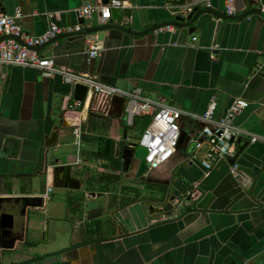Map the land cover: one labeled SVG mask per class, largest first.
I'll use <instances>...</instances> for the list:
<instances>
[{
  "label": "crops",
  "instance_id": "obj_1",
  "mask_svg": "<svg viewBox=\"0 0 264 264\" xmlns=\"http://www.w3.org/2000/svg\"><path fill=\"white\" fill-rule=\"evenodd\" d=\"M82 3L0 0V13L19 10L22 31L37 36L50 23L77 25L76 9L85 7ZM161 3L124 1L132 17L123 21L140 32L174 20L177 15ZM210 3L225 13L223 0ZM245 3L235 0L238 9ZM207 20V26L197 25L193 33L172 27L141 35L118 29L93 34L100 49L91 60L82 35L62 38L37 52L56 66L89 73L101 83L140 87L148 97L188 115L202 114L215 97L216 115L222 116L233 99L243 98L248 105L234 123L264 135V69H258L264 61V19L253 14L221 20L219 27L218 18ZM113 99L108 104L105 97L94 95L71 110L67 105L75 100L73 87L59 75L46 78L31 67L0 66V197L43 198L42 207L26 209L25 240L16 241L12 252L32 244L47 255L61 252L54 264H264V145L249 143L236 158L235 173L222 159L205 174L197 160H190L194 148L188 141L150 168L148 180L139 186L118 171L115 153L116 161L96 154L107 139L115 149L124 128L128 135L144 130L126 123L125 109L117 115ZM188 115L179 126L191 137L202 124ZM76 126L81 128L79 145L72 133ZM54 127L57 145L51 148L45 141ZM60 147L76 149L61 156L58 165H71L78 187L63 186L53 177L58 157L53 152ZM195 189L194 202L176 206Z\"/></svg>",
  "mask_w": 264,
  "mask_h": 264
},
{
  "label": "built area",
  "instance_id": "obj_2",
  "mask_svg": "<svg viewBox=\"0 0 264 264\" xmlns=\"http://www.w3.org/2000/svg\"><path fill=\"white\" fill-rule=\"evenodd\" d=\"M124 2L111 0L107 4L95 6H85L76 9L78 17H90L93 12L100 13L99 20L105 22L110 17L113 7H122ZM211 5L210 0H191L190 3L174 7L172 14H188L194 7ZM225 13L234 15L236 13L235 0H224ZM264 11V9H263ZM21 17L19 10L14 15L0 13V35H15L20 37L23 44L14 39H4L0 41V66L14 65L31 67L39 71L40 75L46 78L59 75L64 83L74 87L81 84L86 87L85 100L91 96L97 95L102 97L113 98L120 96L126 98L125 117L126 123L132 125L136 116L149 118V123L144 128L138 143L148 149L145 162L148 168L157 166L170 157H172L178 146L180 134L179 120L188 113L179 108L163 103L145 95L140 87L123 89L110 84L99 82L93 75L86 72H77L72 69L59 67L54 64L50 57L41 56L31 47H36L48 41L50 38L63 32H70L79 29V25L60 27L55 23H50L47 29L40 35L30 36L24 33L16 19ZM172 30V26L160 28V30ZM196 36L192 40H196ZM85 43L87 54L90 59L99 54L100 43L95 35L86 36ZM264 55V46L262 49ZM258 69H264L263 63L258 65ZM84 100V101H85ZM79 100H73L68 103V108L74 110L83 103ZM217 100L212 97L204 112L200 115H188L201 122V128L190 137L189 142L194 145V152L190 160H197L205 171H210L213 166L220 160L232 157L235 149V140L242 138L250 143L261 142L264 144V135L254 134L244 130L234 123L235 116L248 105V101L243 98L232 100L225 113L222 116L216 115ZM75 143L80 144L81 128L76 126L72 129ZM201 151V153H199ZM231 171L236 172V165L231 166ZM50 191V189H48ZM198 198V191L191 190L188 200L176 201V206L191 204Z\"/></svg>",
  "mask_w": 264,
  "mask_h": 264
},
{
  "label": "water",
  "instance_id": "obj_3",
  "mask_svg": "<svg viewBox=\"0 0 264 264\" xmlns=\"http://www.w3.org/2000/svg\"><path fill=\"white\" fill-rule=\"evenodd\" d=\"M109 1L111 0H83L82 5L95 6L100 4H107ZM119 1L124 2L127 0ZM245 1V6L242 9L236 8V13L234 15H228L224 12L222 13L215 11L211 7V5L209 7L198 6L194 7L191 12L186 15L175 14L177 16L174 18V20L155 23L140 32L135 31L132 28H128V22L123 21L124 18L131 19V8L123 6L113 7L110 12V17L105 23L98 19L100 13L95 11L91 14L90 17H78V30L57 34L45 43L36 47H31V49L38 51L44 49L49 44L62 38H67L74 35H82L85 38L86 36L97 34L109 29H118L131 35H141L146 34L149 31H157L158 29L166 26H172L179 29L187 28L188 32L193 33L197 25L202 27L207 26L209 24V21L207 20L208 16L218 18L219 23L216 24L218 27L220 26L221 20H239L243 18H248L253 14H258L264 19V0ZM190 2L191 0H162L160 6H162V8L165 7V9H167V6L178 7L188 4ZM247 7L248 9H245L242 13H237L238 10H243ZM94 13L97 14V18L93 17ZM18 20L19 18L16 19V22L19 24ZM110 20L112 21V23H109ZM7 38L14 39L19 43L23 44V41L18 36L0 35V41ZM86 90L87 89L84 85L76 84L73 87V98L75 100L83 102L85 100ZM105 98L108 99L107 103L109 104L111 99L108 97ZM113 98L115 99L116 104L118 105L117 115L120 116L122 114V111L125 109L126 98L120 96H115ZM57 132V127H54L50 135H48L46 138V146L55 147L57 145ZM139 138L140 137L136 138L128 135L127 128H124L123 134L120 139L115 141V156L120 160V169L118 170L119 172L121 171L122 173H126L127 176L135 178L136 180L138 179L140 181H143L148 180L147 172L149 171V168L148 164L145 162V157L148 153V149L146 146L138 143ZM189 139L190 135H188L184 130H180L177 147H179L183 143L188 142ZM249 143L250 142L248 140L242 138H237L235 140L237 149L234 156L225 158L231 166L235 164L237 156L248 146ZM65 144L70 146L67 143H64V145ZM192 146L194 148L193 144ZM70 149L71 148L61 149V152L68 153V150ZM56 151H58V148H56ZM60 157L61 155L54 159V163L56 165L51 169L54 179H59L63 186L78 187L79 181L71 176V165H58ZM54 186L59 185L55 183ZM42 200V197L25 196L20 197L18 199L10 197H0V264H54L58 259H60V256L62 254L61 252L53 253V255H47V253L42 252L40 249L37 248V245L34 244L27 246L25 245L24 249L12 252L16 241L24 243L25 240V223L27 218L30 216V213L26 214V209L30 208L34 210L35 208L42 207ZM33 217H36V215L31 216V218ZM21 254H29L28 259H24V261H13L12 258L14 257V255Z\"/></svg>",
  "mask_w": 264,
  "mask_h": 264
},
{
  "label": "trees",
  "instance_id": "obj_4",
  "mask_svg": "<svg viewBox=\"0 0 264 264\" xmlns=\"http://www.w3.org/2000/svg\"><path fill=\"white\" fill-rule=\"evenodd\" d=\"M149 123V118L147 117H143V116H136L134 119H133V122H132V125H131V128H136V129H144L147 124ZM130 128V127H128ZM103 146L98 149L97 151V155L99 157H102L106 160H110V161H116L117 159L115 158L114 156V142L110 139H107V140H104L103 142Z\"/></svg>",
  "mask_w": 264,
  "mask_h": 264
},
{
  "label": "rangeland",
  "instance_id": "obj_5",
  "mask_svg": "<svg viewBox=\"0 0 264 264\" xmlns=\"http://www.w3.org/2000/svg\"><path fill=\"white\" fill-rule=\"evenodd\" d=\"M129 135L138 138V137L140 136V132L135 133V134H133V135H132V133H129ZM51 148H54V147H51ZM61 149H62V147H60V148L58 149V151H55V152H53V153H54L56 156L61 155V156H63V157H65L66 155L71 154V153H73V154L76 153V152H75L76 149L73 148V147H72L70 150H68V153H62V152H61ZM149 172H150V170L147 172V175L149 174ZM145 191H147V190H145Z\"/></svg>",
  "mask_w": 264,
  "mask_h": 264
},
{
  "label": "flooded vegetation",
  "instance_id": "obj_6",
  "mask_svg": "<svg viewBox=\"0 0 264 264\" xmlns=\"http://www.w3.org/2000/svg\"><path fill=\"white\" fill-rule=\"evenodd\" d=\"M129 173H130V172H129ZM124 174H126V173H124ZM133 179H134L135 181H138V183H139L138 185H139V186H141L143 183H145L144 180H143V181H140V180H138V179L136 180L135 178H133ZM51 190H52V189H50V191H51Z\"/></svg>",
  "mask_w": 264,
  "mask_h": 264
}]
</instances>
